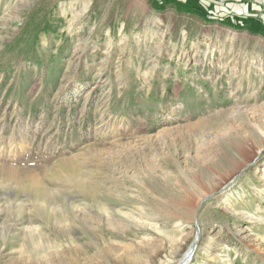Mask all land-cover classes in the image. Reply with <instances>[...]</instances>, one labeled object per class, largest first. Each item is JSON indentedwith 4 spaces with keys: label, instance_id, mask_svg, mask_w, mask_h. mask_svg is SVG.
Here are the masks:
<instances>
[{
    "label": "rangeland",
    "instance_id": "obj_1",
    "mask_svg": "<svg viewBox=\"0 0 264 264\" xmlns=\"http://www.w3.org/2000/svg\"><path fill=\"white\" fill-rule=\"evenodd\" d=\"M258 127L264 0H0V264L28 262L34 230L61 250L68 236L83 243L80 217L105 209L130 213L129 230L101 222L79 264H180L192 249L184 264H264ZM130 153L134 168L120 160ZM71 168L98 195L63 183ZM30 181L52 191L62 222L39 213ZM175 196L191 200L189 218L135 211ZM32 244V258L51 254Z\"/></svg>",
    "mask_w": 264,
    "mask_h": 264
},
{
    "label": "bare ground",
    "instance_id": "obj_2",
    "mask_svg": "<svg viewBox=\"0 0 264 264\" xmlns=\"http://www.w3.org/2000/svg\"><path fill=\"white\" fill-rule=\"evenodd\" d=\"M138 5V4H137ZM204 127H209L206 123H198V124H195L193 127H192V133H198L199 131H202V128ZM257 127V126H256ZM257 132V134L260 136L259 138L261 139H264V131H262V128H256L255 130ZM186 132V131H185ZM190 132V131H189ZM195 133V134H196ZM191 135V133H190ZM256 135V134H255ZM192 138V137H191ZM198 138V137H197ZM196 138V139H197ZM198 140V139H197ZM194 141V140H192ZM189 143H192V142H189ZM189 145V144H188ZM194 145V144H193ZM192 145V146H193ZM197 145V144H195ZM93 153V152H92ZM105 153V152H104ZM129 153V152H128ZM92 155V154H91ZM100 155V154H99ZM97 155V156H99ZM94 156H96V154H94ZM101 156V155H100ZM104 155H102L103 157ZM107 156V155H106ZM131 157H133V154L130 153ZM129 156L125 155L124 158H121L120 160L122 161V165H124L125 167H130V168H134L133 165L135 163L134 158L136 157H133L132 160L129 159ZM138 157V156H137ZM189 158V157H188ZM92 159H94V157H92ZM202 160V158H201ZM131 161V162H130ZM68 162V161H67ZM76 163V162H75ZM69 164V163H68ZM72 164V163H71ZM74 164V163H73ZM103 165V164H102ZM117 164L116 162H113V161H110L109 164H108V167L110 170H113V167H115ZM68 166V165H67ZM70 166V164H69ZM101 166V165H100ZM139 166V165H138ZM71 167V166H70ZM123 167V166H121ZM152 167V165H151ZM98 168V166H97ZM7 169V168H6ZM72 170L70 171L69 173V179H65V180H62L63 183H66L67 185H69V187H72V188H76L78 190L81 191V193L83 195H86L87 198H93L95 195H98L97 192H95L93 189H92V185H94V183H89V182H86L85 180H83L82 177H80V175L78 174L81 169H79V172L77 173L76 170L74 171L73 168H71ZM154 170V168H152ZM98 170V169H97ZM96 170V171H97ZM101 170V169H100ZM89 171V170H88ZM95 171V172H96ZM126 170H124L125 172ZM86 172V171H85ZM93 172V171H92ZM99 172V171H98ZM102 172V171H101ZM31 174V173H30ZM82 174V173H80ZM87 175H90L88 173H86ZM102 174V173H101ZM148 174V173H147ZM68 175V174H67ZM91 175H94V173H92ZM102 176H105V175H102ZM142 176V174L140 173L139 176L137 177H140ZM85 177V176H84ZM97 178V177H96ZM12 179V178H11ZM26 179V178H25ZM103 179H105V177H103ZM7 181V180H6ZM12 182L14 180H11ZM16 184H17V181H14ZM94 182V181H93ZM106 182V181H105ZM29 184L31 185L30 188L31 189V192L33 193L34 195V199L36 200L37 197L39 196H42L45 198V200H43V204H42V201H41V204L39 203L40 206H37V210L39 211V213H41L42 211L44 213H46V211L52 215L53 217V220H54V223H57L58 219L56 216H60V220L61 222L64 220L63 217H65V215H60L59 211H57L58 208H55V206L53 207H50L49 205H47V203L50 202V198L53 199V193L52 191H49L45 188H43L39 183L35 182V181H30ZM5 185V184H4ZM40 185V186H39ZM97 185V184H95ZM6 186V185H5ZM3 186V187H5ZM20 186V183L19 185ZM24 186V185H23ZM22 186V187H23ZM190 187V186H189ZM28 188V189H30ZM94 188V187H93ZM2 189V188H1ZM101 189V192H105L106 194H109V192H111V188L108 187V188H105L104 185L102 184H98V187L96 188V190L100 191ZM24 190V189H21V191ZM69 190V189H68ZM189 190V189H188ZM55 191V190H54ZM29 192V191H28ZM100 193V192H99ZM190 193L188 196H197V194H201L197 189L193 190L192 192H188ZM185 194V193H184ZM207 194H204V195H200L201 196V199L200 201H202L205 197H206ZM141 200V199H140ZM143 200V199H142ZM37 201V200H36ZM188 201H191L190 199ZM187 200H179L177 199V197H173V198H170L167 202H165L164 204L160 203L159 200H153V202H151L148 206V208L145 210L143 207H139V209H135L136 213H138L139 215L140 214H143L141 218H143L144 220L148 221V219L151 221L154 220L155 222H158L160 220H163V219H167V220H182V218H189L190 216V212H191V208H190V203L188 202ZM35 203V201H33ZM38 204V203H36ZM143 204V203H142ZM33 205V204H32ZM141 205V204H140ZM138 205V206H140ZM9 206V204H8ZM12 206V205H11ZM23 205H21V209L23 208L22 207ZM143 206V205H142ZM145 206V205H144ZM49 207V208H48ZM18 208V207H17ZM8 209V208H7ZM16 209V208H15ZM74 209V208H73ZM19 210V208H18ZM17 210V211H18ZM20 211V210H19ZM37 211V212H38ZM113 211V210H112ZM17 213V212H16ZM100 213V212H99ZM98 213V214H99ZM37 214V213H36ZM109 214V215H107ZM137 214V215H138ZM50 215V216H51ZM81 218V226L83 225L85 228L88 227L87 229L89 230V232H91L92 234H94L95 232H98L97 229H98V226L101 224V222L104 224L105 227H107V229H110L112 232L113 231H127L129 230V226H130V221L133 219L132 215L130 213H119L117 214L116 212H114L113 214H110L109 212L102 210V212L99 214V217H96L94 219L92 218H89V216H84L82 215ZM196 220V219H194ZM52 221V219H51ZM169 222V221H168ZM92 224V226H91ZM180 226V225H179ZM55 227V226H54ZM61 227V226H60ZM59 227V229H60ZM95 227V228H94ZM156 227L158 228H154V229H157L159 233H162L161 231V227L158 226V224H156ZM144 228V227H143ZM58 229V228H57ZM62 229V228H61ZM163 230V229H162ZM34 235H37L36 237H34L33 235L31 236V238H26L24 244L22 245V248L24 249L25 245L27 243H30L33 245V249L35 251H39L41 249H45V253H48V252H51V254H47V255H44L43 257V254H40L38 256V259H34L32 258V254L29 255L26 250L24 251L23 249L21 250V252L19 253V256L21 259H24L25 261H28V262H24L23 264H30V262H32V264H41L40 263V259L42 258H47L46 259V262L45 264H48V263H51V264H63L64 262H66L67 264H79V262L83 261L84 258H83V251L81 250V245L85 244L86 243V246L89 248V247H93V248H98V240H99V236L96 235H92V234H86L84 232V234H82V238L85 239V241L81 244L79 243H76L73 238L71 237H66L67 239L70 240V242L68 243V247H65L63 248L62 250L61 249H58L55 242L56 241H49V238L50 236H46L45 233L43 231H40V230H34ZM57 231V230H56ZM85 231V230H84ZM29 231H27L28 233ZM32 232V231H31ZM61 232H64L67 236V231L66 230H60V234H64V233H61ZM108 232V231H107ZM55 233V232H54ZM83 233V232H82ZM106 233V232H105ZM29 234V233H28ZM47 234V233H46ZM90 235V238H87V236ZM63 237V236H62ZM79 237V236H78ZM198 237V236H197ZM64 238V237H63ZM62 238V239H63ZM81 238V237H80ZM169 238V237H168ZM196 237H194V240H195ZM48 240V241H47ZM58 240V239H57ZM64 241V240H63ZM58 242V241H57ZM60 243V242H59ZM170 243H172V240L170 239ZM60 245V244H59ZM81 246V247H80ZM85 246V245H84ZM61 247V246H60ZM85 248V247H83ZM67 250V251H64V250ZM84 250V249H83ZM193 251V249H192ZM192 251H187L186 254H185V257L184 259L180 262V264H184L185 262L184 261H187L190 256L192 255ZM151 252V251H150ZM32 253V252H31ZM22 255V256H21ZM86 255V254H85ZM84 255V256H85ZM36 256V255H35ZM89 258V257H88ZM22 261V260H21ZM35 262V263H33ZM141 262H143L141 260V257L139 255H135L133 254V256L130 257V264H141ZM21 264V263H20Z\"/></svg>",
    "mask_w": 264,
    "mask_h": 264
},
{
    "label": "crops",
    "instance_id": "obj_3",
    "mask_svg": "<svg viewBox=\"0 0 264 264\" xmlns=\"http://www.w3.org/2000/svg\"><path fill=\"white\" fill-rule=\"evenodd\" d=\"M260 4H262V3L260 2ZM243 7H245V4H243Z\"/></svg>",
    "mask_w": 264,
    "mask_h": 264
}]
</instances>
